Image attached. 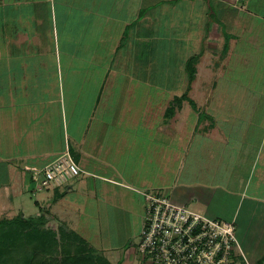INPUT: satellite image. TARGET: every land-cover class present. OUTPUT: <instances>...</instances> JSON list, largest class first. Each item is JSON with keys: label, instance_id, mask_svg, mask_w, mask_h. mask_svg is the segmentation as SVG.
I'll return each mask as SVG.
<instances>
[{"label": "crops", "instance_id": "obj_1", "mask_svg": "<svg viewBox=\"0 0 264 264\" xmlns=\"http://www.w3.org/2000/svg\"><path fill=\"white\" fill-rule=\"evenodd\" d=\"M213 2L225 7L219 18L213 16ZM252 4L0 0V9L13 11L10 16L0 11L3 26L11 21L9 26L21 29L17 41L3 40L19 48L18 55L0 53V197L12 203L31 193L37 211L30 218L46 214L112 264H143L135 262L140 255L133 242L143 228L142 191L162 190L175 204L234 224L244 255L239 264H259L264 258V85L242 78L254 71L264 75V15L253 13ZM193 7L201 10L200 25L189 24L184 34L196 27L197 37L207 36L210 44L222 23L228 52L221 66L204 64L209 54L202 55L188 94L197 111L186 101L167 119L166 110L180 96L172 98L171 82L164 79L161 86L153 77L156 66L167 62L166 50L158 56L157 27L163 23L166 39L177 11L190 22L186 12ZM259 67L263 70L257 72ZM221 74L228 75L226 88L216 82ZM214 91L227 96L215 97ZM68 151L83 174L63 187L38 190V172ZM116 214L129 220L123 243L113 223ZM104 224L111 237L96 248L91 235H104Z\"/></svg>", "mask_w": 264, "mask_h": 264}, {"label": "built area", "instance_id": "obj_2", "mask_svg": "<svg viewBox=\"0 0 264 264\" xmlns=\"http://www.w3.org/2000/svg\"><path fill=\"white\" fill-rule=\"evenodd\" d=\"M83 170L70 151L35 177L38 190L59 188ZM146 216L137 251L144 264H238L244 257L235 225L175 204L162 191L142 193Z\"/></svg>", "mask_w": 264, "mask_h": 264}, {"label": "rangeland", "instance_id": "obj_3", "mask_svg": "<svg viewBox=\"0 0 264 264\" xmlns=\"http://www.w3.org/2000/svg\"><path fill=\"white\" fill-rule=\"evenodd\" d=\"M253 2V6L257 9L254 10L252 9L251 11H253V13L255 14H263L264 15V10L259 12L260 9V5L261 2H264V0H252ZM218 4V3H216ZM243 4V2L241 3ZM212 7H214L215 9V13L213 16H217L219 18V10H221V8H225V7H220L219 6L216 8L215 2H213ZM8 7L5 6L2 9H0V11L2 12V15H7L10 12L13 13V11H9L7 10ZM223 10V9H222ZM224 11V10H223ZM178 12V15L176 16V19H173L172 23V28H171V34H168V36L166 35V39L164 37L165 32L163 33L162 31H164L165 27L163 26V23L160 22V26L157 27V30H161L159 33V39L158 42L156 44V46L159 49V53L158 56H160L161 54L165 53L164 50H166V63L162 65H157V70L155 72V76H153L154 78H156V84H160L161 86H163L162 84L164 83V79H165V83L167 84L168 82H171L172 87L175 88L174 91L172 92V98H174V95L176 96H181L184 91H182V86H183V82L186 79L185 83H188V76L186 77L185 74V64L187 59H189L190 57L199 54L200 52L202 53V55L204 56L206 53H208L209 55H207V58L204 64H207L209 66H212L213 63H216L217 66H221L223 59H224V47L226 44V38L225 36L222 34L224 32V28L225 27L220 21L218 20L221 25L222 28H218L220 31L216 32V37H215V41L211 42L210 44L208 43L207 39L208 37L204 36V40H202V38L200 39V37H197V28L195 27H191L189 28V30L193 31L194 33H187L184 34V30H186V26H189V24L192 23H199L200 22V14H201V10L199 12V10L197 9V7H193V8H189V10L186 12V18L190 19V22L187 19H183V15H185V12H183L182 10ZM213 13V12H212ZM211 13V14H212ZM244 15V14H243ZM10 16V14H9ZM181 20H180V18ZM181 21V22H180ZM5 22L1 19L0 20V53H4L6 52H11L12 55H18L19 53V48H14L13 45H9L8 43H4V36H10L11 38H14L16 41L19 39V36L21 34V29L20 27L17 28H13L12 26H9L11 21H9V23L7 24L8 26H3ZM198 27L200 24H197ZM219 35V36H218ZM10 38V39H11ZM216 38H217V42H216ZM220 38V39H218ZM147 43L145 41H143L141 43V48L146 49L147 47ZM23 49V48H22ZM202 56V57H203ZM2 56L0 55V74L2 75V68H4L3 65V61H2ZM163 58V56H162ZM10 64V63H9ZM158 64V63H157ZM160 64V63H159ZM12 65V64H10ZM206 65V66H207ZM262 67H259L257 69V72H259ZM225 73V72H224ZM227 74H221V76H216V82H218V86H225L227 85ZM0 78H2V76H0ZM243 79H245L244 81L247 84H253L254 86H260V85H264V75H260L258 73H256V71H254L251 75L249 73V75H243L242 76ZM212 80H210L211 82ZM2 93V91L0 92ZM225 93V94H223ZM219 94H223L224 97L227 96V92L226 91H214L213 96H218ZM189 106H187L186 108H188ZM180 113V112H179ZM187 113V112H186ZM208 113V111H207ZM194 149H196V145L194 147ZM177 170V165L175 164V166L173 165V171ZM3 178H0V185H3ZM50 191H53L52 189H50ZM153 191H157V190H153ZM162 191V190H161ZM141 192V191H140ZM143 193L145 192H149V190H144L142 191ZM163 192V191H162ZM40 194V193H39ZM144 197V196H143ZM117 198H119L117 196ZM145 198V197H144ZM145 200V199H144ZM35 201H36V196L32 195L31 193H24L22 195L21 198H15L14 201L11 203L10 201H6V199L4 200L2 195L0 197V219L3 218H7V219H13L16 216H22L24 218H30L33 217L35 215L36 210V206H35ZM146 203V200H145ZM108 207V205H107ZM108 209V208H107ZM192 210H196L197 209L195 207L191 208ZM144 215L146 216V211L144 212ZM145 216H144V220H145ZM13 217V218H10ZM113 223L114 225L116 224V227H118L119 229V233H121V236H118V243H123V238H124V225L125 223H127L129 220L122 215H118L116 214L115 217H113ZM48 226H55L53 225V221L51 219H48ZM126 221V222H125ZM144 225V222H143ZM56 227V226H55ZM57 228V227H56ZM83 231H86V234H88V228H86L84 230V228L82 229ZM104 235H100V234H95L91 235L94 237V242L93 245H95L96 248H100L101 247V240L105 241L106 240V236L107 237H111L105 234H108L107 232V227L106 224H104V229L102 230V232ZM141 236V233H140ZM139 236V238H135L133 240L134 243H136V251H137V246L140 243L141 237ZM102 237V238H101ZM130 245V244H129ZM130 248V247H129ZM138 252V251H137ZM139 254V253H138ZM137 254V255H138ZM140 255V254H139ZM143 258L141 256L139 257H135V262H139V263H143ZM241 262V260H238V264ZM149 264V263H147ZM151 264V263H150Z\"/></svg>", "mask_w": 264, "mask_h": 264}, {"label": "trees", "instance_id": "obj_4", "mask_svg": "<svg viewBox=\"0 0 264 264\" xmlns=\"http://www.w3.org/2000/svg\"><path fill=\"white\" fill-rule=\"evenodd\" d=\"M224 36L227 42L223 53L226 55L229 35L225 32ZM201 57L202 53H199L187 60L188 89L170 103L165 114L167 119H172L186 101L197 111L188 94ZM200 116L206 117L203 114ZM47 224L46 214L38 218L16 216L11 220L0 219V264H112L76 232L64 226L56 228ZM259 264H264V258Z\"/></svg>", "mask_w": 264, "mask_h": 264}]
</instances>
